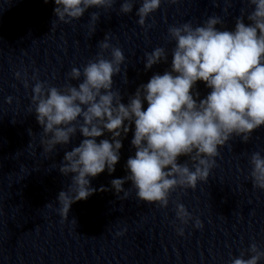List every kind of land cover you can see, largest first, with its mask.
<instances>
[{
  "label": "clouds",
  "instance_id": "obj_1",
  "mask_svg": "<svg viewBox=\"0 0 264 264\" xmlns=\"http://www.w3.org/2000/svg\"><path fill=\"white\" fill-rule=\"evenodd\" d=\"M242 2L252 10L242 8L231 31L217 29L216 25H222L223 20L216 15L206 19L202 26L194 27L191 21L169 26L168 38L175 41L170 69L163 74L154 73L147 83L139 85L127 104L122 102L121 92L113 89V78L121 73L125 55L121 48L109 43L108 33L98 43L100 52L95 59L89 60L82 71L73 67L67 74L70 80L81 81L83 77L78 85L69 82L58 88L33 77L36 83L31 100L46 137L41 139L43 151L51 153L57 145L69 144L77 131L84 137L79 146L65 152L59 166L63 175L72 174L67 191L62 190L57 196L62 217L68 218L73 203L95 193L89 177L95 178L106 168L109 174L115 171L123 146L122 134L126 136L133 124L131 144L136 151L126 162L129 174L113 179L111 187L118 199L126 200L130 191L123 185L131 181L138 200L162 208L168 206L170 194L177 188L195 189L198 181L207 182L219 149L234 136L247 143L252 133L264 126V0ZM54 3L58 20L71 23L82 18L89 8L111 9L117 0ZM135 3L136 0H123L119 11L129 14ZM161 3L162 0H141L136 11L137 23L145 27L146 19ZM245 14L251 23L244 22ZM99 18L98 12L90 13L92 32ZM109 49L110 59L104 56ZM144 57L145 71L168 62L164 47H156ZM16 76L19 78L20 73ZM124 76L126 80V69ZM198 81L211 90L202 99L198 91L193 92ZM24 86L28 87L26 80ZM8 102L11 103V97ZM28 111L32 112L31 106ZM106 131L111 133V141L97 142ZM29 134L34 135L30 129ZM180 156L189 159L181 164L177 162ZM250 164L253 187L264 190V156L252 153ZM45 207L51 208L52 204ZM176 217L181 224L193 219L182 203H176ZM194 227H203L199 218H195ZM177 233L183 236L184 229L178 228ZM246 251L251 253L249 258L245 259L242 251L230 264H258L264 258V251L256 243Z\"/></svg>",
  "mask_w": 264,
  "mask_h": 264
}]
</instances>
